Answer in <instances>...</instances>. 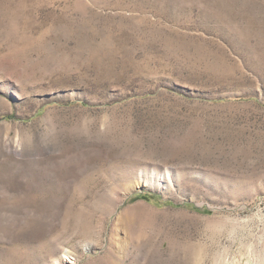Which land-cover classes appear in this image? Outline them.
<instances>
[{"label": "rangeland", "instance_id": "obj_1", "mask_svg": "<svg viewBox=\"0 0 264 264\" xmlns=\"http://www.w3.org/2000/svg\"><path fill=\"white\" fill-rule=\"evenodd\" d=\"M0 264H264V0H0Z\"/></svg>", "mask_w": 264, "mask_h": 264}]
</instances>
